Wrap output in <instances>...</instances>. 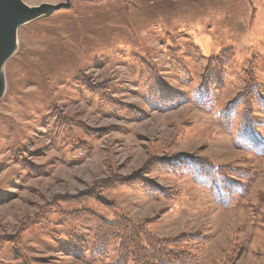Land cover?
Segmentation results:
<instances>
[{"label":"rangeland","instance_id":"obj_1","mask_svg":"<svg viewBox=\"0 0 264 264\" xmlns=\"http://www.w3.org/2000/svg\"><path fill=\"white\" fill-rule=\"evenodd\" d=\"M28 7L67 4L30 22L17 32V50L4 66L5 91L0 100V264H111V255L89 261L88 253L69 250L67 228L55 213L39 216L59 195H77L98 179L129 175L153 153L167 152L209 158L248 172L240 179L248 195L229 210H221L209 193L188 179L149 174L175 197L152 200L122 188L102 191L131 219L158 237L201 232L207 237L200 264H264V156L241 148L235 140L242 126L237 111L232 130L216 123L227 102L245 88L244 71L253 69L264 90V0H107L89 5L77 0H22ZM232 50V63L214 70L208 92L212 111L188 103L166 112L143 99L138 79L140 62L154 64L164 81L188 99L198 89L210 59ZM169 51H178L186 75L173 71ZM87 78L93 85L108 84L119 102L146 112L147 118L129 122L98 109L96 97L73 87ZM112 90V91H111ZM264 96V93H263ZM91 129L111 130L91 139L93 154L80 163L71 159L52 133L54 110ZM256 113L253 130L264 142ZM169 144V145H170ZM25 162L26 165L22 164ZM29 167L37 172L29 176ZM31 164V165H30ZM98 217L110 222L113 214L88 203ZM64 212L72 207L63 206ZM36 224L13 238L25 220ZM39 220L42 222L37 223ZM48 220V225L44 222ZM92 245V231L78 228ZM240 250L234 263L231 251ZM229 256H232L231 259Z\"/></svg>","mask_w":264,"mask_h":264},{"label":"trees","instance_id":"obj_2","mask_svg":"<svg viewBox=\"0 0 264 264\" xmlns=\"http://www.w3.org/2000/svg\"><path fill=\"white\" fill-rule=\"evenodd\" d=\"M89 5H102L107 0H77ZM70 9V7L68 8ZM178 51H169V60L174 72L186 75ZM234 52L225 51L216 59H210L202 74L198 89L188 99L174 91L162 78L154 64L140 62L138 79L142 84L144 101L158 111L166 112L178 108L190 100L199 109L212 111L208 87L211 84L214 70H224L233 61ZM259 57L249 63L244 71L245 88L231 101L227 102L216 117V123L226 133L232 130L234 117L238 110L242 111V126L236 133V143L244 149L254 152L257 156H264V142L254 133L253 127L256 113L260 116L259 126L264 130V90L256 82L253 69ZM73 87L83 90L87 95L96 97L98 109L105 115L118 120L136 122L146 119V112L129 104L121 103L110 95V89L116 86L108 84L93 85L87 78L75 80ZM111 90V91H112ZM54 119L52 133L62 146H69L71 159L80 163L93 154L91 139H99L111 130L122 128L111 126L105 129H91L82 122L68 119L55 109L50 116ZM123 131V130H122ZM164 147L162 155L152 154L143 165L129 175H112L98 179L94 184L77 195H59L54 201L42 208L38 217L47 213H55L61 222L66 225L69 250L77 253H88L89 261H102L111 255V264H200V251L205 246L207 237L201 232H181L172 237H158L150 231L146 224H136L118 207L116 203L106 199L102 191L125 189L139 192L152 200H170L175 197L167 188L148 178L149 174H162L165 177L188 179L199 189L209 193L212 201L221 210L231 209L238 199L248 195V189L240 181L248 177V172L233 168L231 165H216L209 158L188 154H174L167 152L169 146ZM22 164L26 165L25 162ZM31 165V164H30ZM29 176L36 177L35 168L28 164ZM262 174L250 175L258 178ZM0 199L2 197L0 196ZM99 204L103 209L113 214L112 221L108 222L88 209V203ZM63 206L72 207L71 212H64ZM36 220L28 218L21 227L17 236L7 238L13 240L15 246L21 248V236L29 231ZM42 222L39 220L37 223ZM48 225V220L44 222ZM92 231V245L88 246L86 237L78 228ZM229 256L234 263L240 250L237 246ZM23 264H30L24 254H18Z\"/></svg>","mask_w":264,"mask_h":264},{"label":"water","instance_id":"obj_3","mask_svg":"<svg viewBox=\"0 0 264 264\" xmlns=\"http://www.w3.org/2000/svg\"><path fill=\"white\" fill-rule=\"evenodd\" d=\"M66 8L67 4L28 7L22 0H0V100L5 91L4 66L17 50L19 28Z\"/></svg>","mask_w":264,"mask_h":264}]
</instances>
